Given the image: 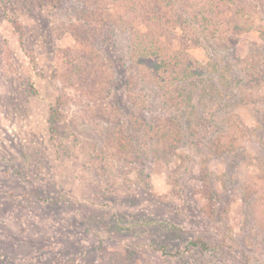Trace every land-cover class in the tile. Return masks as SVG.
<instances>
[{
    "label": "rangeland",
    "instance_id": "rangeland-1",
    "mask_svg": "<svg viewBox=\"0 0 264 264\" xmlns=\"http://www.w3.org/2000/svg\"><path fill=\"white\" fill-rule=\"evenodd\" d=\"M0 264H264V0H0Z\"/></svg>",
    "mask_w": 264,
    "mask_h": 264
},
{
    "label": "trees",
    "instance_id": "trees-1",
    "mask_svg": "<svg viewBox=\"0 0 264 264\" xmlns=\"http://www.w3.org/2000/svg\"><path fill=\"white\" fill-rule=\"evenodd\" d=\"M14 24L16 26V30L18 32L22 33V29L18 25V22L15 21ZM210 24H212V23H210ZM206 26H208V24ZM214 28L215 29L213 30V33H216L218 31V29L220 28V26H214ZM134 31L136 32V34L138 33L136 30H131V32L133 34H134ZM223 31L225 32L226 30H223ZM130 37H131V39H129V41L131 40L130 41V46H129V55H130V57L132 59L134 57H137V60H136V62H137L138 60L140 61L141 57L146 54V56H145L146 59L145 58L144 59H145V63H148V64L147 65L145 64L146 65L145 68L147 70L145 69V71L142 72V73H145V75H144L145 78H143V79H146L147 78V75L149 77H150V75L151 76L154 75L155 77L148 78V79L150 81H153V82H156L157 81V83H160L164 79L165 80L171 79V78H166V77H168L169 75L174 74V73H172L173 72V69L174 70H178V68H180L179 66L181 65L180 63H181L182 60H181V58H178L179 56H177V55L173 56V54H171V52L168 51V53H169V56H167L168 58H164V55L166 53H165V49H164L165 47H163L165 45H163V43L160 45L159 44L160 42H157L156 41V43H153V41L149 40L150 41V46H151V48H150V47H147V46H143V43H142L143 39H141L137 35H135V38H133V39H132V34L130 35ZM205 39H208V38L206 37ZM203 40H204V38H203ZM157 44L159 46H157ZM142 46L144 48H142V50H141V47ZM117 48H118V44H117L116 41L113 40L112 41L113 53L114 52H117ZM153 49L157 50L159 52V54L162 55V56H160L159 59H157L158 58L157 55L151 53V50L153 52ZM166 49L168 50L167 47H166ZM147 54H149V55H147ZM182 58L183 59L184 58H187V56L184 54V55H182ZM152 62L153 63L155 62V64H153L154 66L152 65ZM157 63L158 64H161V66L156 65ZM186 66H187V64H185L184 67H181V71L179 72L181 74H177V75H179L178 78H182V76H187V74H189V72H188L189 67L186 68ZM178 78H176V80L174 81V83H177V81H178L177 79ZM57 118H58V112L57 111H53L52 114H51V116H50V130H51V133L55 132L56 129H57V125H56V122L58 121ZM167 129H169V127ZM170 131H169V134L170 135H173V133L170 132ZM191 244L194 247H200L202 250L209 249V246L203 240L193 241V242H191Z\"/></svg>",
    "mask_w": 264,
    "mask_h": 264
}]
</instances>
